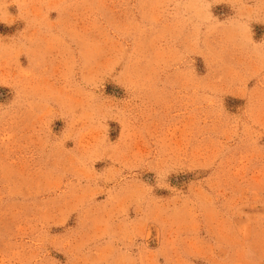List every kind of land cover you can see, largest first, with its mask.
Listing matches in <instances>:
<instances>
[{
  "label": "rangeland",
  "instance_id": "obj_1",
  "mask_svg": "<svg viewBox=\"0 0 264 264\" xmlns=\"http://www.w3.org/2000/svg\"><path fill=\"white\" fill-rule=\"evenodd\" d=\"M0 264H264V0H0Z\"/></svg>",
  "mask_w": 264,
  "mask_h": 264
}]
</instances>
